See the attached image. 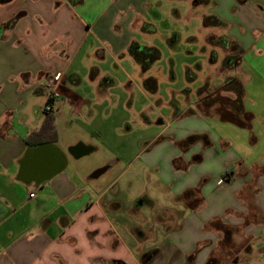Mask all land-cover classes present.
Returning <instances> with one entry per match:
<instances>
[{
	"label": "crops",
	"instance_id": "crops-1",
	"mask_svg": "<svg viewBox=\"0 0 264 264\" xmlns=\"http://www.w3.org/2000/svg\"><path fill=\"white\" fill-rule=\"evenodd\" d=\"M161 1L0 0V264H232L219 259L222 241L226 249L235 244L240 264L251 245L250 253L260 255L264 214L255 210L249 221L240 196L242 190L250 192L247 182L234 190L241 210L225 213L229 199L214 206L207 186L200 191L202 178L213 179V170L192 174L204 159L191 150L196 140L185 148L182 143L204 137L209 145L207 137L196 136V111L178 118L173 114L171 121L161 116L165 139L158 144L166 151L145 159L150 169L167 173L164 181H173L185 211L143 214L141 203L121 213L115 202L104 205L101 177L119 160L102 161L92 174L82 175L87 165L80 162L100 151L99 142L110 145L106 142L113 135L123 137L126 151L131 141L135 144L137 121L145 129L152 126L144 119L154 105H138L136 94L145 98L147 73L157 69L156 62L144 68L131 50L158 48L157 28L148 15ZM202 1L226 23L220 35L231 45L215 48L221 58L216 55L212 68L217 71L224 59H235L224 81L234 78L242 85L244 109L253 116L251 132L253 124L264 125V0ZM58 71L63 78L52 107L57 140L34 137L27 144L45 119L46 86ZM166 106L160 102V108ZM199 117L230 124L217 116ZM61 129L71 132L67 148L60 146ZM43 147L51 156L47 170L57 166L53 156L60 158L59 168L39 181L23 179L26 153ZM109 148V154L121 152L120 146ZM247 169L255 181L254 167ZM232 176H218L216 184L230 183ZM254 204L260 207L259 201Z\"/></svg>",
	"mask_w": 264,
	"mask_h": 264
},
{
	"label": "rangeland",
	"instance_id": "rangeland-1",
	"mask_svg": "<svg viewBox=\"0 0 264 264\" xmlns=\"http://www.w3.org/2000/svg\"><path fill=\"white\" fill-rule=\"evenodd\" d=\"M253 4H250L249 7H256ZM153 8L148 18L155 22L157 28L159 35L157 49L161 54V59L156 61L157 69L147 73V76L153 79V83L147 86L149 90L147 89L145 98L136 92L138 105L143 102L148 105L150 101L154 105L151 115L144 119L147 126L148 119L152 121V126L145 129L137 121L138 129L133 135L136 138L135 144L133 145V141H131L127 145L126 151L123 148L125 143L123 137L118 139L116 135H113V139H108L106 142L110 145H104L105 143L102 145V142H99L100 151L83 158L80 162L83 166L87 165L82 175L92 174L97 168L96 166L102 164V161L119 160L120 163L111 172L101 177L100 191L104 192L102 199L104 205L115 202L121 213H128L141 203L143 204L141 209L143 214H170L185 211L181 200L174 195L173 181L171 183L164 181L163 176L167 173L160 169L158 171L150 169L145 165V159L155 153L161 157L164 150L166 151L165 148L161 150V146L159 147L160 144H158L165 139V135L161 136L165 127L161 116H169L170 120L173 114H175V118H178L196 111V136L207 137L209 145L205 146L203 140L199 138L196 139V143L191 145V150L204 159V163H195L196 166L192 168V174L208 173L210 170L214 172L211 174L213 179L210 181L205 177L202 178L200 191L203 192L204 187L207 186L208 197L211 198L214 206L220 199H229L228 202L231 203L223 209V212L228 213L233 209L240 211V206L235 202L234 190L247 182L250 192L246 193V190H242L240 196L246 200L251 222L255 210H261L264 214V125L255 123L250 132L232 124L222 126L215 120V117L212 119L197 118L199 112L196 110V103L199 90L204 86L209 89L221 86L229 70H222V65L217 71L213 70L212 57H215L214 61L217 58L216 55H220L221 58V51L215 49L217 47H212L207 41L209 37L221 38L220 34L226 30L224 28L226 23L217 17L222 24H225L223 29L217 25L206 26L205 19L211 15L214 16V14L209 11L210 6L203 3L202 0H171V2L163 0ZM229 17L231 16L229 15ZM221 95L218 98L219 101H212L216 100L213 95L211 96L213 98L205 99L204 104L207 106L202 108L205 116H218V111H225L229 108L223 97L233 98L234 96L230 93ZM204 96L203 93L201 97ZM160 102H164L168 106L160 108ZM246 103L247 106L252 104V102ZM188 104L190 105L188 106ZM144 120L142 117L139 118L143 124ZM140 127L144 129H140ZM223 127H227V130L222 131ZM61 130L60 146L67 148L71 132ZM121 133L123 136V132ZM157 138L160 139L156 140ZM119 146L121 148L119 154H109L106 150V148L110 149L109 147L117 149ZM181 147L185 148L183 144ZM215 162L220 166H216ZM75 163V160H70L71 167ZM247 167H254L251 172L255 181L252 180ZM226 173H233L232 181L230 183L224 181L223 185H217V177L222 175L223 178ZM165 177L167 178V176ZM97 193L99 192L96 191ZM254 198L256 202L259 201L260 207L254 204L256 203L253 201ZM225 242L220 243L221 258L219 259L226 263L240 264L235 244H233V248L226 249ZM251 247L252 245L246 248L247 255L242 256L240 262L243 264H264V243L259 245L261 252L259 256L250 253Z\"/></svg>",
	"mask_w": 264,
	"mask_h": 264
},
{
	"label": "trees",
	"instance_id": "trees-1",
	"mask_svg": "<svg viewBox=\"0 0 264 264\" xmlns=\"http://www.w3.org/2000/svg\"><path fill=\"white\" fill-rule=\"evenodd\" d=\"M205 25L206 26L217 25L219 27L223 26V24L214 16L207 17L205 19ZM207 41L212 47H219L224 50L229 49V46L231 45L229 40L223 36L219 39H214L212 37H209ZM131 53L136 60L144 64V68L155 63L161 58V54L157 48H137V49L135 48L131 50ZM214 58L215 57L213 56L212 57L213 63L215 62ZM233 60L235 59L231 57L224 59V62L222 64V70L232 68L234 66ZM145 83L152 84L153 79H147ZM203 93L205 94V96L201 97ZM222 93H226V94L230 93L234 97L233 98H230L228 96L223 97L227 101V105H229V108L226 109L225 111L217 112V115L219 116L217 117L220 119V121L230 123L242 129L250 130L253 116L252 114L245 111L243 106V87L240 84V82L234 78L226 79L221 86H218L214 89H209L207 88V86L202 87L198 92V101L196 103L197 105L196 110L201 115L205 116L204 113L202 112V108L204 109V107L207 106L204 104L205 99L208 100L207 98L213 95L214 98H216V100H212V101H219L218 98L222 96L221 95ZM57 135L58 134L54 126V116L51 111L49 113H46L41 128L38 131L31 133L28 139H26V142L27 144H30L31 139H33L34 137H39L40 139L39 142L47 141L54 143L57 140ZM197 138L198 137H190L182 144L184 147H188L190 144L195 142ZM200 139H202L205 144H208L206 138L202 137ZM230 175H232V173L226 174L224 178Z\"/></svg>",
	"mask_w": 264,
	"mask_h": 264
},
{
	"label": "water",
	"instance_id": "water-1",
	"mask_svg": "<svg viewBox=\"0 0 264 264\" xmlns=\"http://www.w3.org/2000/svg\"><path fill=\"white\" fill-rule=\"evenodd\" d=\"M49 149L46 147L39 148L36 150L28 151L21 164V177L26 180L39 181L43 177H48L53 174L60 166V158L53 156L57 166L54 170H47L48 165V154ZM51 158V156H49Z\"/></svg>",
	"mask_w": 264,
	"mask_h": 264
},
{
	"label": "built area",
	"instance_id": "built-area-1",
	"mask_svg": "<svg viewBox=\"0 0 264 264\" xmlns=\"http://www.w3.org/2000/svg\"><path fill=\"white\" fill-rule=\"evenodd\" d=\"M63 73L55 72L48 81L47 88V103L44 107V112L49 113L52 111V107L55 101L59 97V87L62 83ZM30 198L34 197V194L29 195Z\"/></svg>",
	"mask_w": 264,
	"mask_h": 264
}]
</instances>
